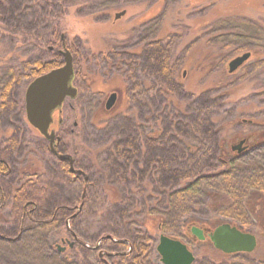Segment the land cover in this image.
<instances>
[{
    "label": "trees",
    "instance_id": "16d2710c",
    "mask_svg": "<svg viewBox=\"0 0 264 264\" xmlns=\"http://www.w3.org/2000/svg\"><path fill=\"white\" fill-rule=\"evenodd\" d=\"M82 3L0 0V25L11 37L23 34L43 48L61 38L58 25L68 13L82 15ZM158 41L143 45L133 57L114 54L110 69L119 80V99L109 109L96 100L84 113L85 137L99 136L91 142L102 150L98 163L84 167L75 161L86 179L70 173L65 161L58 159L49 178L37 172H15L10 160L19 138L0 141L5 144L0 149V264H160L153 257L157 234L178 239L185 228L192 235V226L214 229L225 222L249 232L259 227L264 205L252 204L264 197V166L239 156L249 148L250 139L254 143L260 142L257 136L264 139V125L243 133L254 121L225 111L223 80L187 92L171 65L172 40ZM162 42H166L163 47ZM52 47V59L31 64L29 81L63 65L57 45ZM70 54L74 83L76 69ZM10 89L8 84L1 93L3 108L8 102L13 108L17 102L10 100ZM79 125L77 121L75 128ZM232 126L239 128L231 133ZM57 135L56 150L67 153ZM240 137L244 145L233 149L231 143ZM42 149L55 157L49 146ZM198 241L211 243L207 234ZM59 244L65 248L59 250ZM215 250L220 258L195 255L192 264H264V258L249 255L253 251ZM231 256L243 261H233Z\"/></svg>",
    "mask_w": 264,
    "mask_h": 264
},
{
    "label": "rangeland",
    "instance_id": "374dc122",
    "mask_svg": "<svg viewBox=\"0 0 264 264\" xmlns=\"http://www.w3.org/2000/svg\"><path fill=\"white\" fill-rule=\"evenodd\" d=\"M81 8V16L72 10L58 25L59 34L63 35V48L59 37L57 43L48 41L39 48L42 46L37 41L25 38L23 34L11 37L3 32L0 25V96L4 87L10 84L9 98L17 101L13 108L9 102L3 108L0 98V141L14 136L19 138V148L10 160L15 172H37L46 177L56 172L54 168L58 160L44 153L42 148L48 143L27 124L23 106L31 64L52 59L54 54L48 47L54 45L60 51L65 47L73 54L74 84L78 87V97L67 99L62 107L65 121L57 133L62 137V149L83 166L88 162L98 163L102 156V150L95 148L96 141L95 144L91 142L98 140L99 136L85 137L84 113L94 106L96 100L104 105L111 91L117 92L119 81L114 79L113 69L109 65L107 67L101 57L105 55L107 59H113L115 53L131 56L134 52L135 55L143 45L153 40H159L156 44L163 38L172 40L171 65L176 68L177 81L187 92L195 93L205 85L208 87L212 82L223 80L221 92L227 97L225 111L233 112L232 115L243 121H254L243 128V133L264 125V0H84L79 10ZM122 10H125V15L115 19V13ZM148 15L152 18L145 20ZM161 46H164L163 42ZM247 51L250 57L229 73L228 62ZM138 75L144 78L141 70ZM117 97L119 99V94ZM77 121L79 127L73 128L72 123ZM238 128L232 126L229 130L232 133ZM261 137L257 136L260 142L254 143L255 139L246 142L249 148L239 158L259 161L264 166V139ZM240 141H244L242 137L231 145L235 146ZM4 145L0 144V149ZM252 205H264V197ZM258 224L259 227L251 231L257 238V247L249 255L264 258V234L259 233L264 226V211L258 218ZM201 228L205 234L213 230L210 226L202 225ZM158 237L157 234L156 243ZM178 240L185 243L197 258L221 257L211 248L210 242H199L188 228H185L183 238ZM85 243L93 246L87 241ZM59 245L65 248L63 244ZM156 254L153 257L159 261ZM229 258L243 261L239 256Z\"/></svg>",
    "mask_w": 264,
    "mask_h": 264
},
{
    "label": "water",
    "instance_id": "95a60500",
    "mask_svg": "<svg viewBox=\"0 0 264 264\" xmlns=\"http://www.w3.org/2000/svg\"><path fill=\"white\" fill-rule=\"evenodd\" d=\"M125 13V10L117 12L114 18L118 19ZM61 52L64 57L63 65L36 77L26 87L24 92L25 118L33 129L48 140L50 152L60 161H69V171L86 179L85 173L81 169L74 168L70 154L60 153L56 150L55 141L58 140V137H55L56 131L49 130L53 121V111L61 106L66 97L74 98L77 92L71 84L73 78L72 55L66 48ZM249 57L250 52L247 51L231 59L228 62V72H234ZM115 98V93L108 96L105 102L106 109L114 104ZM242 143L243 141H240L233 146V149L241 150ZM190 231L198 240L205 239L201 228L192 226ZM208 238L215 249L226 254L250 253L257 246V238L253 233L241 230L227 222L217 225L208 233ZM69 244L71 246L72 242ZM58 249L63 250L61 247ZM156 252L161 264H192L195 260V255L185 243L163 234L158 237Z\"/></svg>",
    "mask_w": 264,
    "mask_h": 264
},
{
    "label": "flooded vegetation",
    "instance_id": "af4514ba",
    "mask_svg": "<svg viewBox=\"0 0 264 264\" xmlns=\"http://www.w3.org/2000/svg\"><path fill=\"white\" fill-rule=\"evenodd\" d=\"M152 18V16H150V15H148L147 17H145L144 19L145 20H147V19H151ZM145 22V21H144ZM60 39H61V48H63V46H64V42H63V35H60ZM160 44V43H159ZM162 44V43H161ZM163 44H165V43H163ZM146 45H148V43H146ZM49 48V50H52V46H49L48 47ZM65 48V47H64ZM67 49V48H66ZM59 52L62 54V52L59 50ZM131 56L130 57H133L134 56V52L133 53H131L130 54ZM113 56H114V54H113ZM107 56H105V55H103L102 57H101V59L104 61V63L107 65V67H108V65L112 68V67H114L113 66V64H114V58L112 59L111 57L109 58V59H107L106 58ZM147 59V58H146ZM148 77H146L145 76V81H147L148 82ZM32 81V80H31ZM30 81V82H31ZM29 82V83H30ZM71 84H72V86H74L75 88H76V90H77V92H76V95H75V97L74 98H76L77 97V95H78V87L71 81ZM28 86V85H27ZM26 86V87H27ZM111 93H115L116 94V98H115V101H116V99L118 98L117 96H118V92H116V91H111ZM110 93V94H111ZM109 94V95H110ZM71 100L72 98H69V97H66L65 98V100L63 101V103L61 104V106L59 107V108H57L56 110H54L53 111V113H52V118H53V121H52V123L50 124V126H49V130L50 129H56L57 127H60L62 124H63V122L65 121L64 120V118L62 117V114H63V110H62V107H63V105H64V103H65V101L66 100ZM23 102H24V97H23ZM71 109H72V106L70 105L69 106ZM24 113H25V111H24ZM56 114V117H54V115ZM27 122V121H26ZM28 123V122H27ZM56 124V125H55ZM77 126V122H73L72 123V127L74 128V127H76ZM55 137H58V140H59V136L57 135V133L55 132ZM57 140V141H58ZM57 141H55V142H57ZM56 146V145H55ZM69 154V153H68ZM71 157H72V160H73V166H74V168H77V169H79L78 167H76L75 166V164H76V162H75V160H74V158H73V156L71 155ZM65 163L67 164V166H68V170H69V161H65ZM70 172V171H69ZM71 173V172H70ZM72 174H74V173H72ZM74 175H76V174H74Z\"/></svg>",
    "mask_w": 264,
    "mask_h": 264
}]
</instances>
